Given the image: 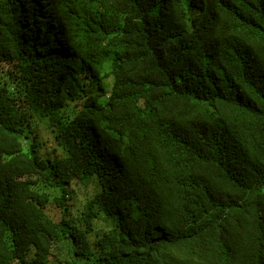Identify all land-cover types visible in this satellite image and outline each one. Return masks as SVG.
<instances>
[{
  "label": "trees",
  "instance_id": "16d2710c",
  "mask_svg": "<svg viewBox=\"0 0 264 264\" xmlns=\"http://www.w3.org/2000/svg\"><path fill=\"white\" fill-rule=\"evenodd\" d=\"M117 1L0 0V264H264V0Z\"/></svg>",
  "mask_w": 264,
  "mask_h": 264
},
{
  "label": "rangeland",
  "instance_id": "374dc122",
  "mask_svg": "<svg viewBox=\"0 0 264 264\" xmlns=\"http://www.w3.org/2000/svg\"><path fill=\"white\" fill-rule=\"evenodd\" d=\"M121 4L122 2L120 0H118L115 4L116 18L119 15ZM52 117L56 121L60 119L57 112H53ZM65 186L67 190L70 189L69 185H65ZM73 187H74V191L71 193L72 199L69 200L72 204L71 210L74 212V214L77 215L79 211L84 208L87 200L94 196V189L92 187H85L82 184L79 185L76 184ZM42 188L48 190L51 193L53 199H56L58 197L61 198L64 193L62 188L51 187V186H43ZM59 257H60L59 259L63 258V260L70 258L68 252H65V250L61 251Z\"/></svg>",
  "mask_w": 264,
  "mask_h": 264
}]
</instances>
